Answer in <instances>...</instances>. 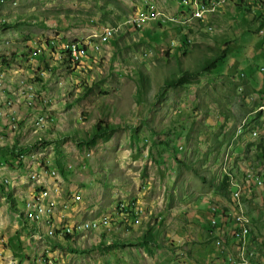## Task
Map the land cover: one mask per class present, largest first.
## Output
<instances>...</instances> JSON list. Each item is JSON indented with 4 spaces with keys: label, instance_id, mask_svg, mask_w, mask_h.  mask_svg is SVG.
Listing matches in <instances>:
<instances>
[{
    "label": "rangeland",
    "instance_id": "rangeland-1",
    "mask_svg": "<svg viewBox=\"0 0 264 264\" xmlns=\"http://www.w3.org/2000/svg\"><path fill=\"white\" fill-rule=\"evenodd\" d=\"M179 2L1 0L0 264H224L233 253L235 242L216 251L205 236L207 211L234 208L212 180L264 173L249 146L264 142V9L183 0L199 14L182 30L168 20L190 17ZM132 16L159 18L125 25ZM224 45L229 55L203 71ZM184 70L192 83L170 86ZM100 120L113 129L92 138ZM260 192L245 206L251 264L264 253Z\"/></svg>",
    "mask_w": 264,
    "mask_h": 264
},
{
    "label": "built area",
    "instance_id": "built-area-1",
    "mask_svg": "<svg viewBox=\"0 0 264 264\" xmlns=\"http://www.w3.org/2000/svg\"><path fill=\"white\" fill-rule=\"evenodd\" d=\"M209 1V0H208ZM199 13L190 11V17L186 20V22H179L181 25H183L182 30L189 29V22L191 19L195 17V15H198ZM159 18V17H158ZM158 18H150L148 17L146 20H136L134 19V16L126 19L124 21L125 25L133 26V24L136 21H143V22H150V20H156ZM161 18V17H160ZM170 20H177V18H170ZM106 32L107 36H112L116 32H113L112 27H108ZM261 34H264V31L261 30ZM189 41V40H188ZM78 48V46H76ZM91 50L96 51V45L91 48ZM79 58V56H78ZM82 63V62H81ZM1 104V100H0ZM1 113V111H0ZM43 118V117H41ZM55 173V172H54ZM234 174V173H233ZM235 175V174H234ZM239 174L236 175V182L232 183L233 185V197L232 201L234 202V210H230L228 213V218L231 216V222H229L226 227L229 228L228 235L230 239H232V242H235V247L233 253H230L227 261L229 260L228 264H251V258L253 256H256V254L259 252V249L252 248L250 244V239L252 237L251 235V229L253 225V219L251 215L248 213V211L245 209L246 202H245V196L246 195H240V180H247L248 187L253 184L257 187L264 188V178H262V173H255L254 170H251V175H242V177L239 178ZM40 188V187H39ZM39 191L37 194H43L45 201H46V194L50 192H46V189ZM36 194L30 195L25 201H24V208H27L28 202H35ZM212 211L214 212L213 219L211 221L213 226H216L218 224L217 216L225 213V211L222 210L220 213L218 211L217 207H213ZM218 213V215H217ZM226 214V213H225ZM217 215V216H216ZM108 220V219H107ZM98 229L101 228V222L95 224ZM73 229L77 230V222H73ZM227 238H219L216 240V246L220 248V251H224V246H226V240ZM264 249V247H262ZM6 261H2L1 264H18V258L13 256H8L5 258ZM51 260V259H50Z\"/></svg>",
    "mask_w": 264,
    "mask_h": 264
},
{
    "label": "trees",
    "instance_id": "trees-1",
    "mask_svg": "<svg viewBox=\"0 0 264 264\" xmlns=\"http://www.w3.org/2000/svg\"><path fill=\"white\" fill-rule=\"evenodd\" d=\"M182 1L183 0H180V9L181 10H185L186 12L189 11V10H193V7H189V6H186L184 4H182ZM204 1V4L205 5H208L210 4L211 0H203ZM229 1H232V2H235V5L238 9H244L246 10L247 12H250L252 10V8L254 6L260 8V9H264V0H229ZM1 2V0H0ZM147 9H152L151 7L147 8ZM262 19H264V14H262V16L260 17ZM169 21L171 22H174L170 19H168ZM204 19H200L199 22H203ZM162 21L165 22V20H161L160 24L162 23ZM175 23H179V22H175ZM180 24V23H179ZM183 25L180 24V29H182ZM189 36L185 33H183L182 35V39H181V42H180V45L178 47V52L180 54H186L188 52V47L191 45V41L189 42ZM229 51H230V48L227 46L224 45V47H222L220 49V51H218V53L216 54V56L212 57V58H209L205 61L204 63V66H203V71L207 70V71H211L213 70L215 67H217L218 63L223 60L227 55H229ZM70 64H72V62L70 61ZM80 63H76V64H72V65H79ZM193 76H195V73H193L192 71H181V73L179 74L178 77L174 76V77H170L169 80H167L168 84L170 86L172 85H185V84H188V83H192V78ZM247 95V94H246ZM262 106V105H260ZM259 106V108H260ZM257 117H261L263 116V112L262 111H259L257 110ZM245 127V126H244ZM243 127V129H244ZM254 128H257V127H254ZM113 129V126L111 124H109L108 122H104L103 120H100L98 123L95 124L94 126V135L92 136V138H96L98 136H102L106 133H108L109 131H111ZM246 129V128H245ZM243 131V130H242ZM255 131L257 130H253L252 133H254ZM250 147H255L257 149V152H256V156L254 155V157H257L258 158V164H263L264 163V142H263V139L259 142V143H251L249 145ZM19 158V157H18ZM198 173V176L203 179V180H206V177L203 176L202 174H200L198 171H196ZM233 174V173H232ZM245 174V172H244ZM234 175V174H233ZM236 176V175H234ZM231 173L229 174H224L222 180L219 181V183H215L214 180H212V184L215 186H217V189L219 190V193H221L224 197L227 196L230 198V200L232 201V197H231V194H232V191H233V186H232V180H231ZM262 178H264V173L262 174ZM231 190V191H230ZM218 215V213H217ZM216 215V216H217ZM223 216V217H221ZM220 217L221 221H220V224H219V227L222 229L223 226H225L226 224V218L227 216H225V213H223ZM214 227H217L214 226ZM74 238L73 235H66L65 236V239L66 240H70ZM147 239L150 238L149 236L146 237Z\"/></svg>",
    "mask_w": 264,
    "mask_h": 264
},
{
    "label": "crops",
    "instance_id": "crops-1",
    "mask_svg": "<svg viewBox=\"0 0 264 264\" xmlns=\"http://www.w3.org/2000/svg\"><path fill=\"white\" fill-rule=\"evenodd\" d=\"M262 88V87H261ZM252 186V188H247L248 190H247V193H246V196H245V202H247L248 201V197H257L261 192L260 191H262L263 193H264V188H261V187H257V186H255V185H253V184H251L249 187H251ZM234 203V202H233ZM226 205H228V207H225V208H219V207H217L218 208V211L221 213L222 212V210L223 211H225V216H227V218H228V213L230 212V208H229V206H230V202H228L227 204H225V206ZM233 210H234V208H233ZM207 213H208V215H209V217H211V221H212V219H213V214H214V212L212 211L211 212V210L209 209V211H207ZM222 215V214H221ZM221 215H219V216H221ZM219 216H217V218H219L220 219V217ZM221 217H223V216H221ZM226 218V219H227ZM221 220V219H220ZM228 220V219H227ZM229 220L227 221V223L225 224V227L229 224ZM32 224V223H31ZM219 224H220V222L218 221V224H217V227H214L213 225H212V223L210 222V224H209V229H208V234L207 235H205V236H208L209 238H212V246H215V248H216V251H220V248L219 247H217L216 246V240L217 239H219V238H221V237H225V230H226V228H224V229H221L220 227H219ZM228 227H229V225H228ZM227 239L225 240L226 242H231V240L232 239H230V237H229V235L227 234V237H226ZM233 241V240H232ZM230 251L228 250V254L227 255H225L224 257H223V261L225 262L224 264H228V261L226 260V259H228V257H229V255H230ZM182 260H185V259H182ZM27 263V262H26ZM25 263V264H26ZM193 262H189V263H187V264H192ZM199 263H201V264H209L210 263V261H209V259H207V257L205 256V257H203L201 260H199ZM261 263L262 264H264V253L262 254V259H261ZM37 264H39V263H37ZM42 264V263H41ZM51 264H55L53 261H51ZM59 264V263H58Z\"/></svg>",
    "mask_w": 264,
    "mask_h": 264
},
{
    "label": "bare ground",
    "instance_id": "bare-ground-1",
    "mask_svg": "<svg viewBox=\"0 0 264 264\" xmlns=\"http://www.w3.org/2000/svg\"><path fill=\"white\" fill-rule=\"evenodd\" d=\"M201 16V15H200ZM140 30V29H139ZM75 56H76V54H75ZM78 60V59H77ZM241 135V134H240ZM253 135L254 136H256V135H258V133H257V131H255L254 133H253ZM250 173H251V171H250ZM241 191V190H240ZM41 208V210H39V212H38V214H37V216L39 217L41 214H46V213H52V209L51 208H48V209H45L44 207H40Z\"/></svg>",
    "mask_w": 264,
    "mask_h": 264
}]
</instances>
